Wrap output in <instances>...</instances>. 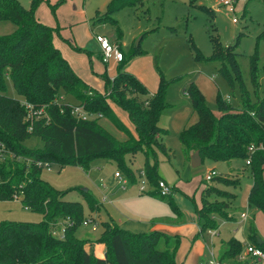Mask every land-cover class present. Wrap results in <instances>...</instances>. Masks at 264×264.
I'll use <instances>...</instances> for the list:
<instances>
[{"label": "trees", "instance_id": "16d2710c", "mask_svg": "<svg viewBox=\"0 0 264 264\" xmlns=\"http://www.w3.org/2000/svg\"><path fill=\"white\" fill-rule=\"evenodd\" d=\"M41 1L30 0V6L25 7L19 0H0V21L15 25L12 33L0 35V144L8 152L0 155V201L17 199L22 206L43 215V219L37 222H0V264H176L175 252L180 238L173 236L174 244L170 247L171 237L160 230L133 232L107 220L102 223V232L96 240L78 238L75 231L83 222V204L64 200L63 192L40 176L43 168L37 165L39 161L87 169L93 159L104 157L115 161L131 180H135L134 173L124 163V157L142 151L145 155L142 171L151 184H156L160 179L158 163L156 160L151 162L149 156L155 154V150L168 153L163 142L167 131L159 126L168 105L164 79L160 78L155 93L146 96L148 90L142 82L122 70L138 52L139 44L127 56L118 44L122 52L118 72L113 79H105V91L101 92L78 75L54 45L53 30L35 15ZM141 1L109 0L103 13L96 12L93 22L117 24L110 17L112 13ZM191 46L198 60L228 62L240 81L241 106L234 109L218 96L220 115L215 116L203 94L190 82L185 93L198 118L192 125L182 128L180 143L188 155L198 150L202 163L206 158L216 162L250 159L246 164L250 167L253 182L248 203L264 213V96L256 95V101L251 102L241 81L234 45L220 48L214 40L210 57H205L193 42ZM226 74L233 85L231 73ZM248 76L256 92V52L249 56ZM6 79L10 80L19 98L4 94ZM62 95L74 97L77 106L97 117H76ZM110 101L127 113L136 135L119 120ZM27 105L31 107L30 118H27ZM101 117H106L125 138L118 140L102 128L98 121ZM31 137L39 138L43 146H27L25 142ZM251 146L252 151L249 150ZM218 176L213 179L229 186L222 177L217 179ZM211 188H205L203 196L210 194ZM150 194L168 199L174 213L181 215L171 195ZM82 195L91 212L99 209L100 205L92 194L82 190ZM203 196L201 205L195 207L200 232L216 228L214 217L224 216L219 205ZM59 222L63 223L61 236L53 233ZM247 230L250 244L264 251V242L258 237L255 225L249 223ZM161 238L166 242L163 250L156 248ZM91 241L104 244L103 257L95 256L87 248Z\"/></svg>", "mask_w": 264, "mask_h": 264}, {"label": "rangeland", "instance_id": "374dc122", "mask_svg": "<svg viewBox=\"0 0 264 264\" xmlns=\"http://www.w3.org/2000/svg\"><path fill=\"white\" fill-rule=\"evenodd\" d=\"M19 1L25 7L30 6V0ZM108 1L42 0L35 13L51 27L54 45L67 58L75 72L101 92L105 91V79L115 77L121 62L111 61L105 64L100 58L101 50L95 36H107L118 48L121 43L125 56L135 49L134 43L141 37L138 52L127 61L122 70L142 82L148 90L146 96L155 93L160 78L164 79L168 105L162 113L159 126L167 131L163 142L168 153L155 150V154L151 153L149 159L151 162L157 161L158 177L174 188L171 199L181 211V216L174 213L168 199L147 192L140 193V173L143 172L145 161L142 151L133 155L126 154L124 157V163L134 173L135 180H131L115 161L104 157L93 159L87 169L51 163L42 169L40 176L62 191L64 200L83 204V221L89 219L97 224L93 229L90 223H80L75 235L81 239L96 240L102 232V223L107 220L133 232L162 230L171 237L170 247L174 244L172 237L177 234L180 241L175 259L177 264H181L198 232L197 229L195 235H192L193 224L198 220L195 204L198 207L201 205L203 190L211 186V193L203 197L219 205L223 211V217H214L219 226V234L211 239L209 228L205 229L198 238L201 244L197 241L194 243L188 262L205 264L214 259L218 263L221 252L228 249L231 240L241 254L245 253L249 244L246 236L249 223L258 227L256 232L264 242L260 235L262 233L264 236V213L248 203L253 177L246 161L234 159L231 161L233 167H227L226 162L206 158L200 166L194 168L190 162L192 153L188 155L179 140L184 124H191L195 120L190 99L184 92L190 82L203 94L207 106L215 116L220 115L218 96L234 109H240L241 106L240 81L228 62L196 59L191 42L205 57H210L213 53L214 40L220 44V48L234 45L233 52H236L235 60L241 73V81L251 102L256 101V95L264 96V0H234L228 5L220 0H142L112 13L110 17L117 24L112 21L90 24V18L96 12L103 13ZM14 29L13 23L0 21V35L10 34ZM254 52L258 67L256 92L253 91L248 76L249 56ZM226 72L231 73L233 85ZM4 94L19 98L9 79H6ZM63 99L71 105L76 103V99L69 95H65ZM70 107L72 110L73 107ZM111 107L119 120L133 131L135 127L127 113L114 102H111ZM30 117L32 115L27 111V118ZM95 117L97 115L90 116ZM99 119L102 128L116 139L125 138L106 117ZM25 144L36 148L43 146L37 137H31ZM214 168L219 173L217 179L222 177L229 186L216 179L205 180L206 173ZM115 172L127 179L124 189L115 177ZM236 181L239 182L235 186H230ZM144 184L148 189L151 188L149 182L145 181ZM83 189H87L95 197L99 203L97 205H100L99 209L93 212L88 209L82 195ZM104 196L107 198L106 202L102 201ZM246 211L249 218L242 221L241 212ZM42 219L40 212L22 206L17 199L0 201V222H37ZM62 229L63 223L59 222L53 232L59 236ZM156 248L165 249V240L159 239ZM195 253H199V257H193Z\"/></svg>", "mask_w": 264, "mask_h": 264}, {"label": "built area", "instance_id": "2783aa9c", "mask_svg": "<svg viewBox=\"0 0 264 264\" xmlns=\"http://www.w3.org/2000/svg\"><path fill=\"white\" fill-rule=\"evenodd\" d=\"M234 0H220V2H222L224 5H228L230 3H232ZM234 20V19H233ZM97 43L100 46L101 49V59L104 63H108L109 60L111 58H113L115 61H120L122 59V52L119 50V48L117 46H115L113 43H111V41L109 40L108 37L104 36V35H96L95 36ZM72 106V114H74L76 117L82 118V119H86V118H90L89 113L83 111L82 107L77 106V104L71 105ZM27 109L28 111H31V107L29 105H27ZM31 113V112H30ZM32 115V113H31ZM249 150L252 151L253 147H249ZM7 149L4 147L3 144H0V155H6ZM250 159L246 160V163H249ZM51 163L49 162H42L39 161L37 162V165L44 168L45 166H50ZM216 175H218V172L215 169H210L206 175H205V180L209 181L212 180L213 177H215ZM115 177L118 178L120 184H121V188L124 189L125 186L127 185L128 181L127 179L123 178L121 173L119 172H115ZM140 179L141 180V184L139 186V191L140 193H153L155 192L156 194L160 195V196H170L172 195V192L174 190L173 187H171L169 184H167L165 181L159 179L156 184H151L148 181V178L146 177L144 172L140 173ZM149 182L151 185V188L148 189L146 187V185L144 184V182ZM106 196L103 197L102 201L106 202ZM247 217L246 212L241 214V218L242 220H245ZM67 222H69V220H66ZM84 225H88L89 223L92 224L93 229L96 227V222L86 219L82 222ZM63 230V229H62ZM54 233V232H53ZM208 233H210V235L213 237L214 235L217 234V229L216 228H210L208 229ZM62 235V234H61ZM59 235V236H61ZM247 255L254 257L256 259H258L262 264H264V251L252 244H248L246 246V252ZM244 255H240V259H243ZM19 264V263H17ZM205 264H218L216 263V261L214 259L210 260L209 262L205 263Z\"/></svg>", "mask_w": 264, "mask_h": 264}, {"label": "crops", "instance_id": "0c3cea01", "mask_svg": "<svg viewBox=\"0 0 264 264\" xmlns=\"http://www.w3.org/2000/svg\"><path fill=\"white\" fill-rule=\"evenodd\" d=\"M22 4V3H21ZM35 15H36V13H35ZM95 16V15H94ZM94 16L93 17H91L90 18V21H89V23L90 24H94V22H93V19H94ZM37 17V16H36ZM38 18V17H37ZM39 19V18H38ZM40 20V19H39ZM41 21V20H40ZM42 22V21H41ZM93 22V23H92ZM44 23V22H43ZM46 24V23H45ZM101 24V23H100ZM48 25V24H47ZM105 36V35H104ZM107 37V36H106ZM120 44V46H121V43H119ZM57 47V46H56ZM101 50V49H100ZM62 54V53H61ZM63 55V54H62ZM64 56V55H63ZM65 57V56H64ZM66 58V57H65ZM100 58H101V51H100ZM67 59V58H66ZM116 62L113 58H111L110 60H109V62ZM106 64V63H105ZM77 73V72H76ZM78 74V73H77ZM79 75V74H78ZM82 77V76H81ZM83 78V77H82ZM84 79V78H83ZM184 92H185V90H184ZM65 96H63L62 95V98H64ZM64 100V99H63ZM66 102V101H65ZM110 103H111V101H110ZM75 104H77V102L75 103ZM193 112V111H192ZM165 113V112H164ZM194 113V112H193ZM162 116V115H161ZM197 118H198V116H197V114L195 113V120L191 123V124H184V126L183 127H185V126H189V125H192L193 123H195L196 121H197ZM161 119V118H160ZM160 121V120H159ZM182 127V128H183ZM132 128H133V126H132ZM134 135H136V132H135V129L133 130V131H131ZM167 135V134H166ZM226 164L228 165L227 167H230V166H232L233 167V163L230 161V162H226ZM215 169V168H214ZM229 169V168H228ZM218 175H219V173H218ZM197 205L195 204V207H196ZM198 207V206H197ZM255 208V207H254ZM257 209V208H256ZM241 214H242V212H241ZM246 214H247V217H246V219L245 220H247L248 218H249V215H248V212L246 211ZM181 216V215H180ZM229 220H233V219H229ZM241 220H242V218H241ZM245 220H242V221H245ZM239 222V221H238ZM240 223V222H239ZM194 225V227H193V229H192V235H195V233H196V231H197V229H198V232H197V234H196V236H194V241H193V245H192V247H194V243L197 241V243L198 244H201V241L200 240H198V238H199V235L201 234V233H203V232H200V228H199V225H198V223L196 222V224H193ZM256 227V230L258 229V227L257 226H255ZM210 229V228H209ZM216 229H217V234L216 235H218L219 234V226H217L216 227ZM162 231V230H161ZM258 231V230H257ZM164 232V231H163ZM165 233V232H164ZM247 234H248V232H247ZM177 235V234H176ZM216 235H214L213 237L211 236V239L212 238H215V236ZM261 235V237H263L264 238V236H263V234L261 233L260 234ZM247 236V235H246ZM259 237V236H258ZM260 238V237H259ZM225 243V242H224ZM223 243V244H224ZM250 243V242H249ZM226 244V243H225ZM228 245H229V247H228V249H224L223 250V252H221V256H220V258H219V262H218V264H262L258 259H256V258H254V257H251V256H249V255H247L246 253H243V254H241V251H240V249L237 247V246H234V243H233V241L231 240L230 241V243H228ZM191 247V249L186 253V255H184V257H183V260H182V262H181V264H190L189 262H188V260L190 259V257H191V255H192V250H193V248ZM87 248L89 249V250H91L93 253H94V255L95 256H97V257H103L104 256V251H105V246H104V244L103 243H97V242H94V241H91V244L90 245H88L87 244ZM176 255V254H175ZM198 255H199V253H198ZM197 255V253H195V255L193 256V257H199ZM240 255H244V258L243 259H240ZM175 262H176V264H177V260L175 259Z\"/></svg>", "mask_w": 264, "mask_h": 264}, {"label": "water", "instance_id": "95a60500", "mask_svg": "<svg viewBox=\"0 0 264 264\" xmlns=\"http://www.w3.org/2000/svg\"><path fill=\"white\" fill-rule=\"evenodd\" d=\"M141 39V37L134 43V47H137L139 40ZM190 162H191V166L192 167H198L202 164V159L201 156L199 154L198 150H195L191 156H190ZM84 191H87V189H83ZM260 244L262 243L261 240L258 241Z\"/></svg>", "mask_w": 264, "mask_h": 264}]
</instances>
